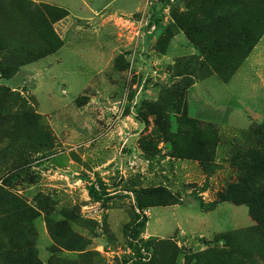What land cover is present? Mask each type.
Segmentation results:
<instances>
[{"label":"rangeland","instance_id":"obj_1","mask_svg":"<svg viewBox=\"0 0 264 264\" xmlns=\"http://www.w3.org/2000/svg\"><path fill=\"white\" fill-rule=\"evenodd\" d=\"M90 1L48 4L81 55L0 74L35 122L0 121V189L31 209L5 208L0 241L43 264H264V0Z\"/></svg>","mask_w":264,"mask_h":264},{"label":"trees","instance_id":"obj_2","mask_svg":"<svg viewBox=\"0 0 264 264\" xmlns=\"http://www.w3.org/2000/svg\"><path fill=\"white\" fill-rule=\"evenodd\" d=\"M16 12L20 14V17L14 18ZM61 12L62 10L55 9L48 4H35L33 0H0V74L3 77L10 78L15 76L22 66L37 61L62 47L63 44L59 36L55 35L52 28V21H58L65 17ZM19 18L21 20L20 23L15 21ZM28 24L30 32L34 34L31 37H27L24 33L25 26ZM22 25L25 26L21 27ZM51 35L55 36L54 39L57 40L56 45L53 47H49L45 44L48 41L47 38ZM16 104L22 105L15 106ZM14 108L16 109L14 111L15 115L26 118V122L30 129L35 126L33 125V123L35 124L32 120L33 117L31 120L29 119V117H31V112L29 113V109L25 106L24 102H21V99L12 94L11 90L8 91L0 87V121L7 119ZM259 131H261L260 139H262L264 127ZM256 155L258 156V163L255 165ZM262 155L264 156V147L256 151L252 160L254 163L251 164L252 169H264V159ZM23 164L24 163H22L21 166ZM246 175H248V173H246ZM101 186L104 187L102 184ZM98 188L96 183H92L89 189L90 195L95 199L104 202L108 201L110 195L108 193H100ZM7 196L10 202L5 201L7 200ZM260 196L263 201V213L256 216V219L259 222V226H264V192L260 194ZM175 200L177 201V199ZM6 207H9V210L18 213V215L22 217L23 212L27 213L31 211L30 207L21 199L0 189V220L1 215L4 216L6 213ZM252 208H254V206H252ZM146 222V217H143L142 221L138 224L141 230L146 227ZM0 264L43 263L35 252L32 242L18 245L16 242L4 244L0 241Z\"/></svg>","mask_w":264,"mask_h":264},{"label":"crops","instance_id":"obj_3","mask_svg":"<svg viewBox=\"0 0 264 264\" xmlns=\"http://www.w3.org/2000/svg\"><path fill=\"white\" fill-rule=\"evenodd\" d=\"M35 2H41V3H47V4H52V5H57V6H61L66 8L67 10H69V20L71 18H84V17H93L96 16L97 12H100L98 7L96 5H93L91 3L90 0H33ZM118 0H114L113 2H117ZM115 3H111L109 4V6H113V4ZM112 8V7H111ZM106 11V10H105ZM68 19H63L61 21V23H57L58 25L64 24L65 22H67ZM67 47H69V49L71 50V52L73 51V53H77L78 56L81 55L79 50H81V48H76L77 45H69L67 42H65L64 45H62V47L60 48V50L58 51V54H62L61 52L66 49ZM76 54V55H77ZM61 57V55H60ZM59 57V59H60ZM59 59H56V61H60ZM65 59H67V57L65 56ZM48 59H43L38 61L35 64H32L33 66V70H36L39 74V76H46L47 74H49L50 69H48L47 67L51 64V61H47ZM63 58L61 59V63L63 62ZM75 62L73 63V65H75Z\"/></svg>","mask_w":264,"mask_h":264}]
</instances>
